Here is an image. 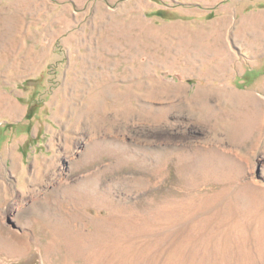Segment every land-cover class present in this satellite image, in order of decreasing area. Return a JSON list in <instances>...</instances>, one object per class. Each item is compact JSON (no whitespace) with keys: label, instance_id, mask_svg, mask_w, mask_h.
<instances>
[{"label":"rangeland","instance_id":"374dc122","mask_svg":"<svg viewBox=\"0 0 264 264\" xmlns=\"http://www.w3.org/2000/svg\"><path fill=\"white\" fill-rule=\"evenodd\" d=\"M0 264H264V0H0Z\"/></svg>","mask_w":264,"mask_h":264},{"label":"bare ground","instance_id":"6f19581e","mask_svg":"<svg viewBox=\"0 0 264 264\" xmlns=\"http://www.w3.org/2000/svg\"><path fill=\"white\" fill-rule=\"evenodd\" d=\"M33 201H34V200H33ZM33 201H32V202H33ZM17 203H18V202H17ZM16 208H17V207H16ZM18 210H19V209L14 210V211H18ZM10 215H12V213L10 214L9 211H8V212H4L2 218L5 219L6 217H8V216H10ZM23 249H24V248H23ZM24 250H25V249H24Z\"/></svg>","mask_w":264,"mask_h":264},{"label":"trees","instance_id":"16d2710c","mask_svg":"<svg viewBox=\"0 0 264 264\" xmlns=\"http://www.w3.org/2000/svg\"><path fill=\"white\" fill-rule=\"evenodd\" d=\"M29 112H31V109L30 108L28 109V112H26L27 113L26 114V119H29L31 117V114Z\"/></svg>","mask_w":264,"mask_h":264}]
</instances>
